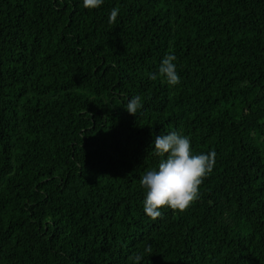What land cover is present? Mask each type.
<instances>
[{"label": "trees", "instance_id": "trees-1", "mask_svg": "<svg viewBox=\"0 0 264 264\" xmlns=\"http://www.w3.org/2000/svg\"><path fill=\"white\" fill-rule=\"evenodd\" d=\"M171 131L215 165L188 210L153 221L140 179ZM136 254L264 264V0H0V264Z\"/></svg>", "mask_w": 264, "mask_h": 264}, {"label": "clouds", "instance_id": "clouds-1", "mask_svg": "<svg viewBox=\"0 0 264 264\" xmlns=\"http://www.w3.org/2000/svg\"><path fill=\"white\" fill-rule=\"evenodd\" d=\"M102 4L103 0H83V6L87 9H95ZM118 14L117 8L111 10L109 24L116 22ZM175 60L174 55L165 56L158 69V75L170 86L180 83ZM149 78L156 80L158 76L150 74ZM141 108V97L137 95L128 101L126 111L136 116ZM152 150L154 155L161 159L157 169L149 170L141 177L140 184L146 190L144 213L155 221L162 217V209L182 213L200 198V185L213 170L216 153L210 151L193 154L190 138L176 131L156 136ZM144 251L151 255V245H147ZM130 259L136 264L142 259V254H136Z\"/></svg>", "mask_w": 264, "mask_h": 264}]
</instances>
